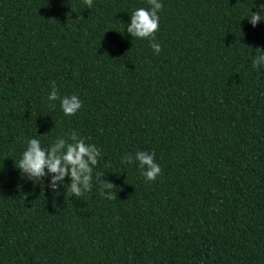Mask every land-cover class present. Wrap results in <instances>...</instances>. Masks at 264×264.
Here are the masks:
<instances>
[{
    "label": "trees",
    "instance_id": "16d2710c",
    "mask_svg": "<svg viewBox=\"0 0 264 264\" xmlns=\"http://www.w3.org/2000/svg\"><path fill=\"white\" fill-rule=\"evenodd\" d=\"M159 2L156 54L126 31L147 0H0V264H264V0ZM73 131L101 153L92 191L21 174L29 138Z\"/></svg>",
    "mask_w": 264,
    "mask_h": 264
},
{
    "label": "clouds",
    "instance_id": "9594fccd",
    "mask_svg": "<svg viewBox=\"0 0 264 264\" xmlns=\"http://www.w3.org/2000/svg\"><path fill=\"white\" fill-rule=\"evenodd\" d=\"M150 8H138L130 15V23L127 24L126 31L132 38L149 40L151 47L156 54L161 51V45L156 41V32L159 30V15L163 5L159 0H147ZM83 5L87 8L93 6V0H83ZM264 11V3L258 5V11L251 12L247 18L253 27L258 22L264 20L260 12ZM258 54L253 60V68L264 65V50L256 48ZM60 102V107L64 115L74 116L83 106V102L78 95L61 97L52 84V91L48 95V101ZM55 107V104H51ZM27 147L19 160L18 169L34 184L42 183L46 177H50L47 187L55 194L60 192V188L65 189L76 197L83 196L86 192L92 191L93 169L97 166L101 156L100 150L95 144L86 143L85 140L73 131L67 137H58L48 148L41 146V141L36 138H29ZM155 152L137 151L135 161L139 162L141 175L146 181H155L161 174V167L154 161ZM122 163H133V157L125 154ZM69 178L70 183H65V178ZM96 182L100 185L101 195L112 200L116 195L110 190L115 188L112 182L102 179V175L97 173ZM106 190H108L106 192Z\"/></svg>",
    "mask_w": 264,
    "mask_h": 264
}]
</instances>
